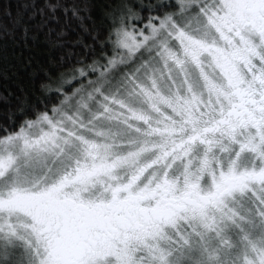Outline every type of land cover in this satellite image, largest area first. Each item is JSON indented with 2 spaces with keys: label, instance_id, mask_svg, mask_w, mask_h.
<instances>
[{
  "label": "snow or ice",
  "instance_id": "snow-or-ice-1",
  "mask_svg": "<svg viewBox=\"0 0 264 264\" xmlns=\"http://www.w3.org/2000/svg\"><path fill=\"white\" fill-rule=\"evenodd\" d=\"M0 80V264H264V0H0Z\"/></svg>",
  "mask_w": 264,
  "mask_h": 264
},
{
  "label": "trees",
  "instance_id": "trees-1",
  "mask_svg": "<svg viewBox=\"0 0 264 264\" xmlns=\"http://www.w3.org/2000/svg\"><path fill=\"white\" fill-rule=\"evenodd\" d=\"M3 83H5V82L2 81V80H0V84H3ZM7 83H8V85H9L10 87H12L13 89L16 87V85H15L11 80H9Z\"/></svg>",
  "mask_w": 264,
  "mask_h": 264
}]
</instances>
